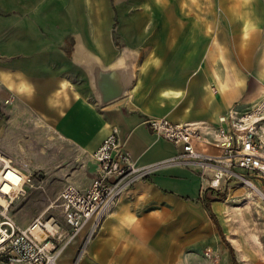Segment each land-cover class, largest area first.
I'll use <instances>...</instances> for the list:
<instances>
[{"label":"crops","instance_id":"1","mask_svg":"<svg viewBox=\"0 0 264 264\" xmlns=\"http://www.w3.org/2000/svg\"><path fill=\"white\" fill-rule=\"evenodd\" d=\"M112 2L126 47L109 40ZM167 4L169 12L159 18L176 21L170 35L199 36L200 47H142L147 19L157 24L159 7ZM127 19L134 21L132 39L124 30ZM183 21L198 27L183 33ZM78 41L104 65L123 49L138 51L125 97L96 104L85 72L72 59ZM252 78L264 82V0H0V115L20 109L53 117L55 133L85 153L117 127L137 165L163 163L177 148L144 119L215 126L229 109H246L243 83ZM8 126L0 117L1 142ZM70 174L77 181V169ZM204 185L195 171L159 166L119 195L78 264H205L203 251H219L231 221L220 201L205 202ZM80 238L65 248L59 264H71Z\"/></svg>","mask_w":264,"mask_h":264},{"label":"built area","instance_id":"2","mask_svg":"<svg viewBox=\"0 0 264 264\" xmlns=\"http://www.w3.org/2000/svg\"><path fill=\"white\" fill-rule=\"evenodd\" d=\"M262 118L264 94L244 111L229 109L215 126L147 117L144 124L177 148L163 163L149 165H137L120 144L117 127H111L90 154L97 171L88 187L66 183L57 198L58 214L40 213L24 227L17 225L10 209L27 191L42 189L44 175L0 151V264H59L67 245L81 237L71 262L78 264L119 195L154 174L159 166L195 171L205 183L201 191L209 197L220 192L228 179L243 181L246 177L238 173L239 169L264 186V154L255 133V125ZM205 146L216 152L202 150Z\"/></svg>","mask_w":264,"mask_h":264},{"label":"rangeland","instance_id":"3","mask_svg":"<svg viewBox=\"0 0 264 264\" xmlns=\"http://www.w3.org/2000/svg\"><path fill=\"white\" fill-rule=\"evenodd\" d=\"M116 6V3L113 2L110 5L113 17L109 40L113 42V47H126L125 39L119 33L120 14ZM166 6L168 7H165L164 10L159 7L158 18L169 12L167 10L169 5ZM122 22L125 26L124 30L129 33V38H134L130 34L136 31L133 28V19ZM193 26L198 27L196 22L183 21L182 32L185 33ZM155 28L158 29L156 32H154ZM176 28V21L171 22L170 19L159 18L157 24H155V20L147 19V35L145 41L141 42L142 47L155 44L160 47H169L171 43L175 44V47L201 46L202 41L199 36L170 35ZM162 29L165 33L163 36L160 34ZM246 75L249 73L247 72ZM243 89L245 94L241 102L246 103V109H248L261 98L264 82L252 78L251 82L247 80L243 83ZM17 113L0 115L2 121L9 124L10 129L4 131L1 137V140L4 141H0V151L26 163L32 171L42 172L45 180L42 189H31L12 204L10 215L18 226L24 227L27 217L31 221L49 206L51 208L45 211V215L58 214L57 198L62 187L66 183L87 187L96 173L97 165L90 157V153L74 149L55 133L52 127L53 117L24 115L21 114L20 109L17 110ZM255 133L261 142L264 154V118L256 123ZM76 169L77 181L72 179L73 174H70ZM238 173L248 178L264 195V186L260 182L253 180L248 173L241 169L238 170ZM210 199L220 201L228 207L226 214L231 221V228L229 233L221 238L219 251L214 252L211 249L203 251L205 264H233V259L235 264H264V198L254 193L243 181L228 179L223 189L215 195L212 194L205 202Z\"/></svg>","mask_w":264,"mask_h":264},{"label":"water","instance_id":"4","mask_svg":"<svg viewBox=\"0 0 264 264\" xmlns=\"http://www.w3.org/2000/svg\"><path fill=\"white\" fill-rule=\"evenodd\" d=\"M72 59L85 72L95 102L102 107L127 95L134 81L138 51L123 49L114 62L104 65L98 56L78 41L74 44Z\"/></svg>","mask_w":264,"mask_h":264},{"label":"bare ground","instance_id":"5","mask_svg":"<svg viewBox=\"0 0 264 264\" xmlns=\"http://www.w3.org/2000/svg\"><path fill=\"white\" fill-rule=\"evenodd\" d=\"M263 94H264V91H263V93H262V96H263ZM261 96V97H262ZM261 99V98H260ZM243 180V183L245 184V185H247L249 188H251L253 191H254V193H256L258 196H260V197H262V198H264V195L252 184V182H250V180H248L247 178H243L242 179ZM51 208V206H49V207H47L42 213H41V215H43L44 213H45V211H47L48 209H50Z\"/></svg>","mask_w":264,"mask_h":264},{"label":"trees","instance_id":"6","mask_svg":"<svg viewBox=\"0 0 264 264\" xmlns=\"http://www.w3.org/2000/svg\"><path fill=\"white\" fill-rule=\"evenodd\" d=\"M232 263L235 264V260L234 259L232 260Z\"/></svg>","mask_w":264,"mask_h":264}]
</instances>
